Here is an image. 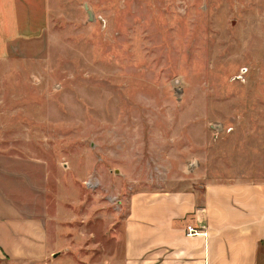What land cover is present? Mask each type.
<instances>
[{"label":"rangeland","instance_id":"374dc122","mask_svg":"<svg viewBox=\"0 0 264 264\" xmlns=\"http://www.w3.org/2000/svg\"><path fill=\"white\" fill-rule=\"evenodd\" d=\"M48 7L0 58V190L74 261L115 235L132 194L264 170V0Z\"/></svg>","mask_w":264,"mask_h":264},{"label":"crops","instance_id":"0c3cea01","mask_svg":"<svg viewBox=\"0 0 264 264\" xmlns=\"http://www.w3.org/2000/svg\"><path fill=\"white\" fill-rule=\"evenodd\" d=\"M48 18V0H0V58L12 44L39 36ZM259 173L264 170L222 174L236 179L183 190L130 195L115 235L102 242L93 235L91 257L77 255L80 263L71 258L75 250L68 242H55L45 221L23 215L0 190V264H53L65 249L70 264H264V176L258 178ZM186 226L199 234L186 237Z\"/></svg>","mask_w":264,"mask_h":264},{"label":"built area","instance_id":"2783aa9c","mask_svg":"<svg viewBox=\"0 0 264 264\" xmlns=\"http://www.w3.org/2000/svg\"><path fill=\"white\" fill-rule=\"evenodd\" d=\"M199 232L190 226H186L184 229V235L186 237L198 235Z\"/></svg>","mask_w":264,"mask_h":264},{"label":"water","instance_id":"95a60500","mask_svg":"<svg viewBox=\"0 0 264 264\" xmlns=\"http://www.w3.org/2000/svg\"><path fill=\"white\" fill-rule=\"evenodd\" d=\"M83 10L85 11L86 15H87V20L90 21L91 20V13L90 11L87 10V7L84 5L83 6ZM56 256V254H54L52 257L54 258Z\"/></svg>","mask_w":264,"mask_h":264}]
</instances>
